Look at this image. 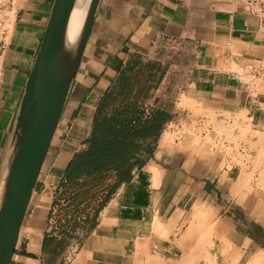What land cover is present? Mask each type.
I'll return each instance as SVG.
<instances>
[{
	"label": "crops",
	"instance_id": "0c3cea01",
	"mask_svg": "<svg viewBox=\"0 0 264 264\" xmlns=\"http://www.w3.org/2000/svg\"><path fill=\"white\" fill-rule=\"evenodd\" d=\"M52 1L13 6L0 57V171ZM263 48L241 0H101L10 264H197L209 252L201 244L209 226L245 264H264V82L253 87L241 74ZM160 52L172 61L163 80L175 83L171 120L95 227L52 258L42 243L53 189L83 146L97 100L132 55Z\"/></svg>",
	"mask_w": 264,
	"mask_h": 264
},
{
	"label": "trees",
	"instance_id": "16d2710c",
	"mask_svg": "<svg viewBox=\"0 0 264 264\" xmlns=\"http://www.w3.org/2000/svg\"><path fill=\"white\" fill-rule=\"evenodd\" d=\"M171 62L163 52L132 55L97 100L83 146L53 189L42 243L52 258L95 227L99 210L151 156L173 116V92L163 86Z\"/></svg>",
	"mask_w": 264,
	"mask_h": 264
},
{
	"label": "water",
	"instance_id": "95a60500",
	"mask_svg": "<svg viewBox=\"0 0 264 264\" xmlns=\"http://www.w3.org/2000/svg\"><path fill=\"white\" fill-rule=\"evenodd\" d=\"M78 0H53L27 74L0 171V264H10L43 162L72 88L101 0H87L69 36Z\"/></svg>",
	"mask_w": 264,
	"mask_h": 264
},
{
	"label": "built area",
	"instance_id": "2783aa9c",
	"mask_svg": "<svg viewBox=\"0 0 264 264\" xmlns=\"http://www.w3.org/2000/svg\"><path fill=\"white\" fill-rule=\"evenodd\" d=\"M244 11L257 19L264 33V0H241ZM15 0H0V57L7 45L8 35L13 23V6ZM242 76L253 87L264 82V48L261 59L254 65L244 67ZM3 82V69L0 65V89ZM254 91V90H253Z\"/></svg>",
	"mask_w": 264,
	"mask_h": 264
},
{
	"label": "rangeland",
	"instance_id": "374dc122",
	"mask_svg": "<svg viewBox=\"0 0 264 264\" xmlns=\"http://www.w3.org/2000/svg\"><path fill=\"white\" fill-rule=\"evenodd\" d=\"M173 77V76H172ZM166 86H170L171 90L175 89V83L173 80L171 82H166ZM165 87V86H164ZM184 229V228H183ZM197 234L201 237L207 234V229L205 227H195ZM185 230L181 231L184 233ZM248 236H253V230L247 229ZM209 238L208 241H203L201 244L206 246L205 250H209L207 253H198V257L196 258L197 264H245L248 259L241 257L239 258V248L236 246L234 248L233 244L229 242L226 237L221 236L220 232H217V226H209ZM76 240V239H74ZM235 251V253H232Z\"/></svg>",
	"mask_w": 264,
	"mask_h": 264
},
{
	"label": "bare ground",
	"instance_id": "6f19581e",
	"mask_svg": "<svg viewBox=\"0 0 264 264\" xmlns=\"http://www.w3.org/2000/svg\"><path fill=\"white\" fill-rule=\"evenodd\" d=\"M86 1L87 0H78L70 17V22H69V36L71 38H74L80 28L84 11H85V6H86ZM186 234H190V230L187 229Z\"/></svg>",
	"mask_w": 264,
	"mask_h": 264
}]
</instances>
